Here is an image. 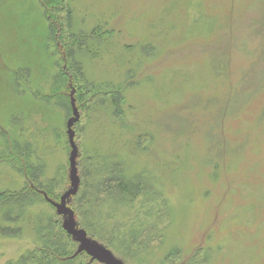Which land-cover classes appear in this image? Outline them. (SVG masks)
Listing matches in <instances>:
<instances>
[{
  "label": "rangeland",
  "instance_id": "obj_1",
  "mask_svg": "<svg viewBox=\"0 0 264 264\" xmlns=\"http://www.w3.org/2000/svg\"><path fill=\"white\" fill-rule=\"evenodd\" d=\"M69 3L72 32L102 29L77 52L87 81L128 82L124 113L94 107L72 132L65 111L45 101L57 58L41 7L0 0V154L19 143L43 165L41 182L60 183L55 202L39 193L46 202L0 204L9 230L0 264H23L40 248L49 217L67 229L57 210L72 189L70 130L93 168L121 162L142 182L131 200L114 193L83 205L91 232L74 218L86 235L72 238L75 264H264V0ZM6 157L0 192L19 191L25 174Z\"/></svg>",
  "mask_w": 264,
  "mask_h": 264
},
{
  "label": "trees",
  "instance_id": "obj_2",
  "mask_svg": "<svg viewBox=\"0 0 264 264\" xmlns=\"http://www.w3.org/2000/svg\"><path fill=\"white\" fill-rule=\"evenodd\" d=\"M37 2L50 30L49 39L54 44L52 55L57 58L55 62L57 72L53 77L54 83L50 88L51 93L45 98L46 103L53 102L65 111V119L69 122L68 126L76 135L82 131L81 116L85 117L94 107L108 109L113 118H121L125 105L122 92L127 87L126 85L129 86L128 82H125L123 86L88 82L83 65L76 59L79 50L89 51L90 47H88L87 40L93 38L96 30H102L99 28L100 26L92 29L91 33L76 34V32H72L71 28L73 11L69 0H37ZM68 130L70 129L68 128ZM72 132L71 130L67 131L64 143L68 151V181L72 189L66 196L62 197L60 200L62 208L57 210L59 213L62 212L60 215L66 216L63 224L66 225L67 229L64 227L62 229L56 228L55 225L61 224L62 221L58 220L56 216L49 217L47 219V231L41 232L45 243L37 250L30 252L24 258L23 264H75L80 253L77 252V246L72 238H85L86 235L82 231H78L80 225L90 230V222L85 218L83 205L91 204V209L94 207L91 197L109 196L114 193H121L122 199L131 200L132 196L136 195L139 188L142 187L141 176L126 177L121 162H105L98 168L97 166L93 168L91 166L93 157L90 154L77 153ZM142 141L143 137L139 136L140 146ZM7 149L5 153L0 154V158L4 154L7 155L6 158L13 161L17 170L25 174L26 181L19 191L0 192V204L5 206L23 205L29 198H40L42 202H46L47 199L39 193H45L48 201L55 202L58 198L55 189L60 183L56 180H51L48 183L41 182L43 165L32 163L31 155L19 143L13 142L7 146ZM94 179L97 182L93 181ZM68 198L72 199L73 212L66 210ZM11 215L12 213L7 212L8 221L19 219L18 216L14 219ZM74 218L79 222L78 227L74 223ZM50 230H53L52 234ZM0 232L7 233L9 230L0 226ZM61 257L65 260H60Z\"/></svg>",
  "mask_w": 264,
  "mask_h": 264
}]
</instances>
